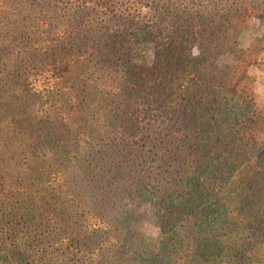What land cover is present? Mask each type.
Wrapping results in <instances>:
<instances>
[{
    "label": "trees",
    "instance_id": "16d2710c",
    "mask_svg": "<svg viewBox=\"0 0 264 264\" xmlns=\"http://www.w3.org/2000/svg\"><path fill=\"white\" fill-rule=\"evenodd\" d=\"M254 19L264 0H0V264H264Z\"/></svg>",
    "mask_w": 264,
    "mask_h": 264
},
{
    "label": "rangeland",
    "instance_id": "374dc122",
    "mask_svg": "<svg viewBox=\"0 0 264 264\" xmlns=\"http://www.w3.org/2000/svg\"><path fill=\"white\" fill-rule=\"evenodd\" d=\"M264 31V20L254 19L249 26L242 32L240 37V44L242 47H248L255 37L261 35ZM257 64L250 67V73L255 78V90L257 93L258 101L264 106V52L259 55ZM147 218L141 224L145 233L153 238L159 236V228L156 222V215L152 206H146Z\"/></svg>",
    "mask_w": 264,
    "mask_h": 264
}]
</instances>
